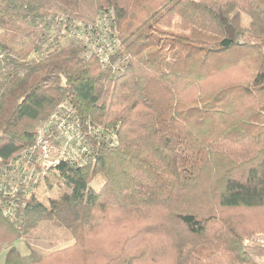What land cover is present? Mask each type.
I'll return each instance as SVG.
<instances>
[{"label":"trees","instance_id":"16d2710c","mask_svg":"<svg viewBox=\"0 0 264 264\" xmlns=\"http://www.w3.org/2000/svg\"><path fill=\"white\" fill-rule=\"evenodd\" d=\"M0 49V183L54 116L85 147L46 204L0 192L3 264H259L264 0H0ZM40 223L73 244L38 253Z\"/></svg>","mask_w":264,"mask_h":264},{"label":"built area","instance_id":"2783aa9c","mask_svg":"<svg viewBox=\"0 0 264 264\" xmlns=\"http://www.w3.org/2000/svg\"><path fill=\"white\" fill-rule=\"evenodd\" d=\"M84 152L82 135L76 124L64 115L61 119L54 116L45 126L37 129L32 153L24 154L15 161L11 172L2 181L6 184L0 183V192L5 197L20 194L29 198L40 180L60 161L80 162ZM5 213H9V209Z\"/></svg>","mask_w":264,"mask_h":264},{"label":"rangeland","instance_id":"374dc122","mask_svg":"<svg viewBox=\"0 0 264 264\" xmlns=\"http://www.w3.org/2000/svg\"><path fill=\"white\" fill-rule=\"evenodd\" d=\"M250 21L243 20L242 25L245 27L249 26ZM252 63L241 66L237 68L236 71H227L224 78L233 77V73L241 76L239 81L246 80L252 74ZM47 183L51 184L50 189L46 186ZM99 182L96 180L90 183L91 187L95 190L99 189ZM59 182L57 180V175L51 171L49 172L43 179L40 180V184L37 189V199L44 204L47 203V199H55L61 194V190L58 187ZM238 221H240L241 225L247 230L248 238L246 239V243L251 246L256 247L257 249L264 250V213L260 212H237L234 216ZM32 237V245L31 248L36 250L38 253L45 255L52 251L69 247L73 244V240L69 237V235L65 231H59L54 229L49 223H40L38 227L33 232ZM114 238V233L110 232V230H106L101 236V241L104 244H111ZM15 247L21 257H26L29 253V250L26 248L24 243L17 242ZM6 249H4L0 253V264L4 262V255ZM148 264H170L165 262H147ZM259 264H264V255L258 259Z\"/></svg>","mask_w":264,"mask_h":264}]
</instances>
